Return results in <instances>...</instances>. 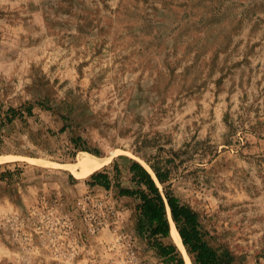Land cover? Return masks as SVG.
Instances as JSON below:
<instances>
[{
    "label": "rangeland",
    "instance_id": "obj_1",
    "mask_svg": "<svg viewBox=\"0 0 264 264\" xmlns=\"http://www.w3.org/2000/svg\"><path fill=\"white\" fill-rule=\"evenodd\" d=\"M82 151L123 187L159 167L212 246L264 264V0H0V264H164L134 199L69 171ZM75 195L119 212L136 256L52 243L61 200L84 223Z\"/></svg>",
    "mask_w": 264,
    "mask_h": 264
},
{
    "label": "trees",
    "instance_id": "obj_2",
    "mask_svg": "<svg viewBox=\"0 0 264 264\" xmlns=\"http://www.w3.org/2000/svg\"><path fill=\"white\" fill-rule=\"evenodd\" d=\"M30 108H26L28 113L31 112ZM16 114V109L9 108L7 121H11ZM75 144L77 145L76 141ZM81 149L93 153L86 148ZM113 166L114 176L111 177L105 169H99L88 175V183L106 189L114 185L118 189V195L130 196L135 200V232L164 264H184L177 246L170 240L172 223L193 264H237L228 249L220 251L210 244L199 215L193 208L181 202L165 187L163 190L159 188L156 180L161 184L166 182V173L160 171L159 167L150 165L155 173L154 177L141 163L131 161L128 168L131 186L123 187L117 181V164L114 163Z\"/></svg>",
    "mask_w": 264,
    "mask_h": 264
},
{
    "label": "crops",
    "instance_id": "obj_3",
    "mask_svg": "<svg viewBox=\"0 0 264 264\" xmlns=\"http://www.w3.org/2000/svg\"><path fill=\"white\" fill-rule=\"evenodd\" d=\"M32 187L33 186L28 183L23 186V189L27 188V191H30V190L32 191L33 190ZM124 197H126L127 199H131V200L133 199L130 196H124ZM31 199H32L31 197H27L26 195H22V196L20 195L19 208L24 209L32 205L31 203L33 202V200L31 201ZM80 200H82V197L80 195L79 196L75 195V197L72 200V202L74 203V207L78 206V203L80 202ZM55 209L60 210V211L58 213L59 214L58 216L55 214L52 215L51 227L54 230L53 232L54 237H56L55 234H57L59 237L56 240H53L52 243L58 244L61 248H67V249H68V244H70L71 247L74 244H77L80 246L79 248H82V249H84V247L85 248L94 247V249H97L98 251L103 250V249H108L110 251L113 249H118L117 248L118 246H116L117 239L115 235V230L111 229L109 226L102 227L96 233H87L86 223L84 221H83L84 223H82L80 220H76L77 215L70 216L62 200L60 201L59 207ZM77 211L79 212V210H76L75 213H77ZM30 212L31 211H29V213ZM79 215L81 216V213H79ZM131 232L132 234H136L134 227L131 229ZM81 233L84 235V237L80 236ZM122 249L126 250V247L124 246ZM99 253H101V251H99ZM111 253L116 254V252L114 251ZM111 253L109 254L112 255ZM126 254L128 255V253ZM129 257L130 256H127L126 258L128 259ZM100 258L102 261L104 257L100 256ZM108 261L109 262L111 261V264H121V261L117 259H115V261L114 260L112 261L110 258H108Z\"/></svg>",
    "mask_w": 264,
    "mask_h": 264
},
{
    "label": "built area",
    "instance_id": "obj_4",
    "mask_svg": "<svg viewBox=\"0 0 264 264\" xmlns=\"http://www.w3.org/2000/svg\"><path fill=\"white\" fill-rule=\"evenodd\" d=\"M80 204H85L79 211L83 221L86 223L87 233H96L99 229L105 226H109L114 230V216L119 212L114 211L109 205L103 204V202L92 195H86L83 200H80ZM124 229L116 236V246L126 247L127 253L132 257L137 253L136 243L133 236ZM116 234V232H115ZM82 237V234H80ZM115 246V245H114ZM136 247V249H135Z\"/></svg>",
    "mask_w": 264,
    "mask_h": 264
},
{
    "label": "bare ground",
    "instance_id": "obj_5",
    "mask_svg": "<svg viewBox=\"0 0 264 264\" xmlns=\"http://www.w3.org/2000/svg\"><path fill=\"white\" fill-rule=\"evenodd\" d=\"M1 159H3V158L0 157V160ZM30 160L35 161V159H33L32 157L30 158ZM38 160H40V159H38ZM109 162H110L109 158L94 156V155H92L86 151H82L79 154L77 161L69 167V171L75 177L83 178V177H87L92 172L101 169L103 166H105ZM170 234H171L172 240L174 241V243L177 245L178 249L184 255L186 264H192L191 259L188 255V253L186 252L185 247L182 243L181 237H180V235H179V233H178V231H177V229L173 223L171 225Z\"/></svg>",
    "mask_w": 264,
    "mask_h": 264
}]
</instances>
